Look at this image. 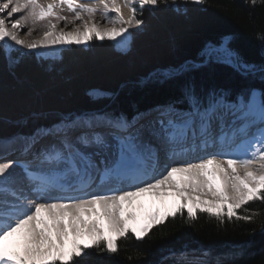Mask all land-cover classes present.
<instances>
[{"label":"snow or ice","instance_id":"snow-or-ice-1","mask_svg":"<svg viewBox=\"0 0 264 264\" xmlns=\"http://www.w3.org/2000/svg\"><path fill=\"white\" fill-rule=\"evenodd\" d=\"M205 3L0 0V56L47 59L94 41L126 52L137 34L132 29L147 28L146 15L183 14L188 4ZM245 4L264 9V0ZM34 32L36 39L21 37ZM200 56L203 65L223 63L264 80V65L244 61L227 43L208 45ZM227 96L198 95L185 84L175 103L156 110L147 136L135 118L85 113L30 136L0 139V264H88L93 252L118 254L120 241H143L177 218L189 225L201 216L219 225L255 221L258 213L248 206L264 205V89L249 88L231 102ZM82 144L101 150L87 154ZM145 196L159 204L145 209L138 203ZM170 198L177 202L171 208Z\"/></svg>","mask_w":264,"mask_h":264},{"label":"trees","instance_id":"trees-1","mask_svg":"<svg viewBox=\"0 0 264 264\" xmlns=\"http://www.w3.org/2000/svg\"><path fill=\"white\" fill-rule=\"evenodd\" d=\"M186 8L183 14L146 15L147 28L133 31L124 54L108 41H94L63 51L54 62L13 52L9 64L0 56V139L32 135L68 115L107 112L132 119L149 107L175 103L185 84L198 95L224 91L229 102L249 88L264 89L259 76L245 77L223 63L203 65L200 56L208 45L227 43L244 61L264 65V9L245 0H206ZM165 71L178 74L166 79ZM94 91L103 95H90ZM248 207L257 211L255 221L219 225L201 216L189 225L177 218L143 241H120L118 254L93 252L88 264H165V258L166 264H264V205Z\"/></svg>","mask_w":264,"mask_h":264},{"label":"bare ground","instance_id":"bare-ground-1","mask_svg":"<svg viewBox=\"0 0 264 264\" xmlns=\"http://www.w3.org/2000/svg\"><path fill=\"white\" fill-rule=\"evenodd\" d=\"M42 3H46L47 0H41ZM64 14H68L66 11ZM102 27H112V25H101ZM60 27H63V25L61 24ZM72 25H69V28H71ZM39 36V33L38 32H34L32 36L30 37H24L23 36V33H21V37L22 38H26V39H29V40H32V39H36L38 38ZM114 43V42H113ZM115 44V43H114ZM116 46V49L119 50V48L117 47V45L115 44ZM51 58H54V57H51ZM158 108H162V107H158ZM156 109V108H154ZM150 110H153V109H150ZM144 112V111H143ZM143 112L139 113L137 116H135L134 118L137 120L136 121H139L137 124H136V127L139 128V127H143L144 129V134L147 136V135H150V130H149V126L151 125V123L156 119L157 116H151V118H146L147 115H144V116H141V114H143ZM154 115H158V114H154ZM134 118L132 119H127V120H133ZM143 118V119H142ZM141 119V120H139ZM144 122H147V124H145ZM98 131H101V132H104L106 131V129H103V128H100L98 129ZM30 136V135H29ZM23 137H26V136H23ZM47 139L48 138H45V142H47ZM156 141H153V147L156 146ZM80 147L86 151L87 154H93V153H96V152H99L101 150V146L100 145H95V144H87V145H80ZM30 159V157H29ZM17 172H20V169H16ZM138 203H141L144 205V208L145 209H150L154 206H157L159 204L158 201H155L153 197L151 196H145V197H141L139 198L138 200ZM177 203L176 201L172 200L171 198L167 201V206L169 208L173 207L174 204Z\"/></svg>","mask_w":264,"mask_h":264},{"label":"rangeland","instance_id":"rangeland-1","mask_svg":"<svg viewBox=\"0 0 264 264\" xmlns=\"http://www.w3.org/2000/svg\"><path fill=\"white\" fill-rule=\"evenodd\" d=\"M135 30H137V29H132V31H135ZM109 43H111V45L113 46V48H114V50L115 51H117V52H119V53H126V52H128V50L126 51V52H122V51H120V50H118V49H116V46H115V44L113 43V42H110V41H108ZM82 48H87V47H82ZM11 55V54H10ZM61 55H62V52L58 55V56H56V57H54V58H47V59H40V60H42V61H45V62H54V61H58V60H60V58H61ZM6 59H7V62L9 63V64H12V62H13V59H9V58H7L6 57ZM149 109V110H148ZM151 109V107H149V108H147V109H145V110H143L144 112H143V114H141V116H144V115H147V117L146 118H151V116H157V115H154V114H158L157 113V109H159V108H156V109H153V110H150ZM92 113H100V114H102L101 112H92ZM103 113H107V112H103ZM108 114H110V113H108ZM112 115V114H111ZM143 119V118H142ZM134 120V119H133ZM133 120H128L129 122H133ZM135 120H137V118L135 119ZM139 120H141V119H139ZM60 122V121H59ZM59 122H56V123H54V124H58ZM139 121H136V124L138 123ZM145 124H147V122H144ZM54 124H52V125H54ZM51 125V126H52ZM51 126H49V127H51ZM49 127H46V128H49ZM37 131V130H36ZM35 131V132H36ZM18 136H20V137H23V136H21V135H18Z\"/></svg>","mask_w":264,"mask_h":264},{"label":"water","instance_id":"water-1","mask_svg":"<svg viewBox=\"0 0 264 264\" xmlns=\"http://www.w3.org/2000/svg\"><path fill=\"white\" fill-rule=\"evenodd\" d=\"M5 138H8V136L7 137H5ZM3 139V138H2Z\"/></svg>","mask_w":264,"mask_h":264}]
</instances>
